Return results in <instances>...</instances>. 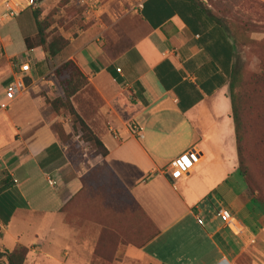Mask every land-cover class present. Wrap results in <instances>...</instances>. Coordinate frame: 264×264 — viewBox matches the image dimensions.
<instances>
[{
	"label": "crops",
	"instance_id": "obj_1",
	"mask_svg": "<svg viewBox=\"0 0 264 264\" xmlns=\"http://www.w3.org/2000/svg\"><path fill=\"white\" fill-rule=\"evenodd\" d=\"M142 2L147 32L122 54L88 33L63 51L100 99L79 111L109 153L86 166L46 102L61 63L28 47L31 7L7 17L0 0V250L26 246V264H264V203L239 170L229 96L236 45L202 0ZM192 146L198 164L173 180L171 161Z\"/></svg>",
	"mask_w": 264,
	"mask_h": 264
},
{
	"label": "rangeland",
	"instance_id": "obj_2",
	"mask_svg": "<svg viewBox=\"0 0 264 264\" xmlns=\"http://www.w3.org/2000/svg\"><path fill=\"white\" fill-rule=\"evenodd\" d=\"M141 1L143 0H37V5L31 9L33 12L40 11V18L48 23L46 33L50 37L63 35L70 40L65 48L68 49L67 53L74 51L72 43L79 35L88 33L90 37L101 42L109 56L116 57L147 32L138 8ZM202 1L232 37L237 55L242 61L245 87L253 76L264 73V0ZM237 35L243 38L242 45L237 44ZM32 40L37 41V33ZM63 51L52 57L55 62L62 64L69 60H63ZM70 59L76 62L75 59ZM59 89L62 94L60 86ZM75 102L78 109L89 116L100 103V99L95 88L89 85L76 96ZM61 114L74 133L73 118L66 112ZM73 133L72 138L62 137L68 144V153L89 166L96 158L97 148L94 143L83 141L79 135ZM253 167L255 177L264 189V151L253 162Z\"/></svg>",
	"mask_w": 264,
	"mask_h": 264
},
{
	"label": "trees",
	"instance_id": "obj_3",
	"mask_svg": "<svg viewBox=\"0 0 264 264\" xmlns=\"http://www.w3.org/2000/svg\"><path fill=\"white\" fill-rule=\"evenodd\" d=\"M33 14L37 41L27 38L28 47L41 46L46 50L49 57L60 55L67 48L70 40L63 35L50 37L46 33L48 23L40 18V11H34ZM215 19L219 22L216 17ZM235 39L237 44L242 45V37L237 35ZM53 77L61 87L62 94L53 99L46 98V102L54 109L55 115H60L62 112L68 113L73 118L74 133L79 135L83 141L94 143L97 148L95 157L99 155L105 157L109 150L81 114L74 101L75 97L90 85L87 75L77 62L69 59L55 68ZM24 80L29 83L27 77ZM242 87L243 65L239 55H237L231 75L229 96L235 123L239 170L251 192L259 201L264 203V189L257 181L253 167V162L264 151V73L260 76H253L252 80L245 87ZM59 123H56L58 126H55L61 138L63 136L72 138L71 133H66L64 124L61 122L60 125ZM28 253L29 249L23 245L13 250L2 249L0 250V261H4L6 264H26ZM109 260L113 259L109 258Z\"/></svg>",
	"mask_w": 264,
	"mask_h": 264
},
{
	"label": "built area",
	"instance_id": "obj_4",
	"mask_svg": "<svg viewBox=\"0 0 264 264\" xmlns=\"http://www.w3.org/2000/svg\"><path fill=\"white\" fill-rule=\"evenodd\" d=\"M4 0V7L6 9L7 17H16L21 15V13L29 6L37 5V0ZM143 7V2L138 4L139 10ZM8 91L11 97L14 98L15 94L18 92L16 86H10ZM135 132L139 137H143V129L139 126L134 127ZM201 152L196 148V146L190 147L187 151L181 155L175 157L170 163V175L173 180H180L191 173L200 160ZM49 183L51 185H56L57 181L49 178ZM217 216L228 226L234 228L237 227L238 223L232 213L228 208H220L217 210ZM198 222L204 225V220L198 217Z\"/></svg>",
	"mask_w": 264,
	"mask_h": 264
}]
</instances>
